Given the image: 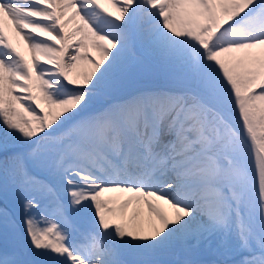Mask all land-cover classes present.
Here are the masks:
<instances>
[{
  "label": "snow or ice",
  "instance_id": "obj_1",
  "mask_svg": "<svg viewBox=\"0 0 264 264\" xmlns=\"http://www.w3.org/2000/svg\"><path fill=\"white\" fill-rule=\"evenodd\" d=\"M0 264H264V0H0Z\"/></svg>",
  "mask_w": 264,
  "mask_h": 264
},
{
  "label": "bare ground",
  "instance_id": "obj_2",
  "mask_svg": "<svg viewBox=\"0 0 264 264\" xmlns=\"http://www.w3.org/2000/svg\"><path fill=\"white\" fill-rule=\"evenodd\" d=\"M21 45H22V44H21ZM22 46H23V45H22ZM92 55L95 56V53H93ZM134 208H135V205H132V206L129 207V209H128V214H129V215L132 213V211H133Z\"/></svg>",
  "mask_w": 264,
  "mask_h": 264
},
{
  "label": "rangeland",
  "instance_id": "obj_3",
  "mask_svg": "<svg viewBox=\"0 0 264 264\" xmlns=\"http://www.w3.org/2000/svg\"><path fill=\"white\" fill-rule=\"evenodd\" d=\"M18 39V38H17ZM21 49H22V51H26L24 48H23V46L21 45Z\"/></svg>",
  "mask_w": 264,
  "mask_h": 264
}]
</instances>
